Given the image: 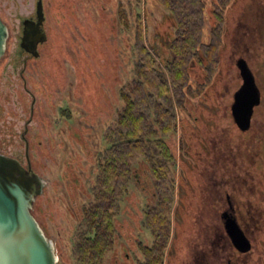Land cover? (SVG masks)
I'll list each match as a JSON object with an SVG mask.
<instances>
[{"label":"rangeland","instance_id":"rangeland-1","mask_svg":"<svg viewBox=\"0 0 264 264\" xmlns=\"http://www.w3.org/2000/svg\"><path fill=\"white\" fill-rule=\"evenodd\" d=\"M36 2L0 0V18L9 34L0 60V153L27 167L21 138L26 126L29 165L45 181L33 215L54 242L56 264H75V239L83 230V208L92 197L104 134L121 109L120 90L131 81L136 62L133 28L122 27L117 8L134 11L135 3L42 0L48 41L38 48L40 56L35 59L21 50L19 33L22 21L34 14ZM224 19L218 72L191 102L194 122L186 125L185 132L178 127L168 140L174 142L177 161L170 239L181 224L177 211L181 200L193 195L192 181L198 182L196 201L185 207L203 214L220 193L216 179L236 175L241 168L240 153L243 164H249L253 154L264 157V0H229ZM242 55L261 94L244 135L238 133L230 114L240 85L235 62ZM151 182L148 173L138 172L120 202V239L108 255L119 263L138 264L142 260L138 245L150 244L144 211L152 204ZM217 205L221 207V200ZM254 239L255 248L245 264H264V228ZM166 255L173 253L167 250Z\"/></svg>","mask_w":264,"mask_h":264},{"label":"trees","instance_id":"trees-1","mask_svg":"<svg viewBox=\"0 0 264 264\" xmlns=\"http://www.w3.org/2000/svg\"><path fill=\"white\" fill-rule=\"evenodd\" d=\"M133 2L134 11L119 5L117 14L125 30L133 28L136 62L131 81L120 90L121 109L104 134L83 230L75 239V264H122L108 255L120 239V202L138 172L149 174L153 189L152 204L144 211L151 241L138 245V264H164L177 182L174 142L168 140L178 127L185 132L194 122L191 102L220 65L229 0Z\"/></svg>","mask_w":264,"mask_h":264},{"label":"water","instance_id":"water-1","mask_svg":"<svg viewBox=\"0 0 264 264\" xmlns=\"http://www.w3.org/2000/svg\"><path fill=\"white\" fill-rule=\"evenodd\" d=\"M44 19L42 0H37L36 21L22 22L19 46L34 58L39 55L38 44L47 40L41 31ZM8 36V28L0 18V60L5 55ZM235 66L242 83L233 94L230 114L237 129L247 132L261 94L246 59L238 58ZM26 130L25 126L21 138L26 146L27 167L18 159L0 153V264H56L54 242L45 235L32 212L36 199L43 194L45 181L29 165ZM222 219L233 247L242 254L248 253L250 241L236 219L228 213Z\"/></svg>","mask_w":264,"mask_h":264},{"label":"flooded vegetation","instance_id":"flooded-vegetation-1","mask_svg":"<svg viewBox=\"0 0 264 264\" xmlns=\"http://www.w3.org/2000/svg\"><path fill=\"white\" fill-rule=\"evenodd\" d=\"M26 19L36 21V4L34 14ZM44 25L45 19L41 26V31L46 34L47 40L42 44H38L39 55L35 59L40 56L38 48L48 41V33L45 31ZM20 28L19 39H21L23 33L22 23ZM23 53L26 52L23 51ZM240 57L246 59L244 55ZM246 61L248 63L247 59ZM239 78L241 85L242 80L240 76ZM254 78L256 82L255 75ZM258 107L254 109V113ZM231 120L233 121L232 117ZM247 132L238 130L240 135H244ZM242 157L243 155L240 153L238 160L242 164L240 169L237 167L236 175H223L221 178L216 179L217 181L219 180V182L215 183L219 184L220 193L219 195L217 194L218 197L210 200V209L203 214L196 211L193 212L188 207H185L196 201L193 195H197L198 182L192 181L190 183L193 195L185 196L181 200V206L177 208L181 224L177 225L174 237L169 240L168 250L173 255H166L167 264H245V258L255 248L254 235L257 233L260 235L264 228V157L261 153L253 154L249 164H243L244 158L242 159ZM215 171L213 167V176ZM222 173H224V170H222ZM262 177L263 180H261ZM233 196L236 197L232 199ZM175 200L176 198H174V204ZM220 200L221 207L217 208V203ZM260 205H263V208ZM212 209L215 212L211 213ZM200 211L202 212V210ZM224 213H228L236 219L237 224L250 241L251 249L248 253L242 254L233 247L224 228L222 219ZM213 217L218 218L216 223L212 221Z\"/></svg>","mask_w":264,"mask_h":264}]
</instances>
